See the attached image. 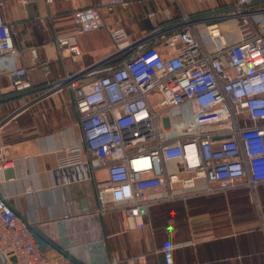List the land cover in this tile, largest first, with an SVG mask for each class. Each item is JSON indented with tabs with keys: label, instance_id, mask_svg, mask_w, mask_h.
Here are the masks:
<instances>
[{
	"label": "built area",
	"instance_id": "built-area-1",
	"mask_svg": "<svg viewBox=\"0 0 264 264\" xmlns=\"http://www.w3.org/2000/svg\"><path fill=\"white\" fill-rule=\"evenodd\" d=\"M227 1L226 7L200 15L182 11L177 22L123 49L127 58L114 66L109 58L49 84L55 92L71 91L83 136L81 145L59 152L58 168L83 165L86 155L91 170H107V181L98 188L99 214L121 209L128 218L141 216L159 198L148 197L147 191L164 189L165 198L172 200L176 186L182 198L245 186L259 206L255 188L264 182V29L258 17L264 14V0ZM2 6L0 0V59L14 64L18 49L1 18ZM123 6L125 0H99L108 11ZM229 20L252 27L253 34L229 43L220 27ZM71 23L74 33L59 34L55 46L62 58L75 59L80 55L75 34L97 30L103 22L99 9L89 6L74 10ZM110 36L115 44L126 38L123 30L110 31ZM156 38L164 40L171 56L149 45ZM28 73V68L12 65L7 78L13 92L33 89ZM157 108L174 119L167 133ZM1 149L0 174L12 166ZM166 162L180 168L167 171ZM199 181L205 187L199 189ZM11 258L13 264H45L30 223L1 197L0 259L12 264ZM165 260L171 264L169 251ZM125 264L150 263L134 258Z\"/></svg>",
	"mask_w": 264,
	"mask_h": 264
},
{
	"label": "crops",
	"instance_id": "crops-1",
	"mask_svg": "<svg viewBox=\"0 0 264 264\" xmlns=\"http://www.w3.org/2000/svg\"><path fill=\"white\" fill-rule=\"evenodd\" d=\"M2 2L1 18L9 26L18 55L14 64L0 59V148L12 162L6 171L13 176L6 179L4 172L0 174V198L30 223L45 264H125L134 258L167 264V251L171 264H264V182L255 188L259 206L245 186L215 194L190 192L185 198L177 196L183 192L176 186L172 200L165 198L164 189L147 191L148 197L159 198L146 213L128 218L121 209L98 212V188L107 181L105 168L91 170L86 155L83 165L62 170L57 166L59 152L81 145L83 136L71 91L55 92L49 84L109 58L114 66L127 58L123 49L177 22L182 11L200 15L210 8L222 9L228 1L125 0L126 6L111 11L99 7V0ZM89 6L99 9L103 26L76 33L80 55L62 58L55 46L56 37L74 33L72 13ZM260 8L261 4L255 6ZM258 22L264 29V14ZM228 26L220 24L226 38ZM113 30L126 34L120 44L112 40ZM149 45L165 57L173 53L160 38ZM12 65L28 68L32 90L12 91L7 78ZM156 110L167 133L174 119ZM179 168L176 162L165 163L167 171ZM198 185L199 189L205 187L203 181ZM168 226L173 228L167 230ZM0 264L5 263L0 259Z\"/></svg>",
	"mask_w": 264,
	"mask_h": 264
},
{
	"label": "rangeland",
	"instance_id": "rangeland-1",
	"mask_svg": "<svg viewBox=\"0 0 264 264\" xmlns=\"http://www.w3.org/2000/svg\"><path fill=\"white\" fill-rule=\"evenodd\" d=\"M211 10L212 9L210 8V11ZM222 23L227 24V26L231 24L230 26H228V30L230 32L228 33L227 39L229 43H235L239 41L242 34H245L246 36H250L254 32V29L252 27H243L237 21H223ZM202 37L205 40L204 36Z\"/></svg>",
	"mask_w": 264,
	"mask_h": 264
},
{
	"label": "water",
	"instance_id": "water-1",
	"mask_svg": "<svg viewBox=\"0 0 264 264\" xmlns=\"http://www.w3.org/2000/svg\"><path fill=\"white\" fill-rule=\"evenodd\" d=\"M4 175L6 177V179H10V178H13L12 174H11V171H4Z\"/></svg>",
	"mask_w": 264,
	"mask_h": 264
}]
</instances>
